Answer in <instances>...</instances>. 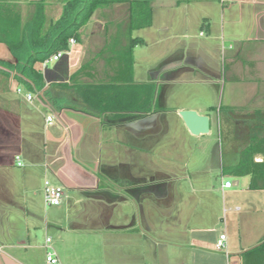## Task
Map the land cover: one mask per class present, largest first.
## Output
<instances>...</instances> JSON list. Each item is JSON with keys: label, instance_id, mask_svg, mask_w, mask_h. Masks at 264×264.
Here are the masks:
<instances>
[{"label": "crops", "instance_id": "0c3cea01", "mask_svg": "<svg viewBox=\"0 0 264 264\" xmlns=\"http://www.w3.org/2000/svg\"><path fill=\"white\" fill-rule=\"evenodd\" d=\"M0 1L15 4L20 10L21 23H24L31 15L34 3L40 0ZM43 1L45 17L56 19L61 12V0ZM147 1L151 6L150 25L131 32V37H140L144 41L143 45H135L132 49V81L149 82L156 89L151 110L147 113L119 118L112 115L109 119L70 109L55 113L47 105L41 104L34 95L31 94V101L22 95L29 104L36 102L52 114L50 122L46 121L49 115L45 116L43 126L52 125L53 130L45 129L42 134L36 130L32 115L19 118L18 99L13 92L17 93L16 88L20 86L0 74V149H12L14 154L12 159L9 154L6 164L1 159L0 168H8L7 165L12 168L23 167V164H16L15 156L18 155L30 167L41 168L44 176L52 183L65 188L61 203L47 206L44 201L34 200V190L27 195L29 185L21 190L0 183V201L5 199L12 216V219L0 220V227L6 225V229L0 228V264H48L45 258L34 259L28 256V251L32 249H43L45 256L46 252L53 251L59 264H76L78 257L82 258L81 264L84 259V264H145L147 260L145 261L143 240L147 234L142 227L137 229L132 209L126 208L128 201L131 208L134 205L138 209L140 205L143 217L141 220L150 228L152 221L149 213H145L147 208L153 204L161 215L169 218L180 203V192L184 187L178 180L175 169L171 167L172 162L180 158L173 152L177 146L184 152L182 140L177 137L165 139L166 135L162 134L168 132V122L163 115L172 108L168 110V104L165 107L155 104L160 83L209 82L206 77L194 80L185 76L186 73L191 74L190 72L197 70L209 77L212 74L216 76V72L211 71V65L224 58L230 65L231 79L237 83L245 81L248 85L246 94H243L247 98V115L243 116L238 107V110L234 109L236 105L232 103L233 111L240 113L235 120L237 132L234 136L237 141H234L237 145L242 141L240 129L244 127L242 121L246 117L249 128H257L260 121L264 123V0ZM128 15L127 2L95 10L85 25L79 42L69 43L66 52L53 61L52 65H49L50 62L45 66L37 65L42 70L45 83L68 82L72 73L87 66H90L87 74L96 80L113 76L107 59L126 43ZM154 26L156 33L166 36L151 39L156 46L152 54L157 58V67L149 68L148 78L136 80L135 50L147 49L151 41L143 35L133 36L132 33L136 30H150ZM195 26L199 28L198 36L203 37L201 40H193L194 37L190 34ZM178 33L186 40H175ZM88 40H100L102 44H97L92 49ZM0 45L5 46L2 43ZM139 52L142 53V50ZM0 60L14 62L7 50L0 56ZM1 86H7V89ZM239 95L238 91L232 94L233 97ZM239 103L237 106H241ZM173 108L175 117L181 121L177 124L181 125L182 134L183 131L190 133L178 112L192 108L180 105ZM4 113L10 115L6 121ZM209 113L205 111L202 115L209 117L211 127L212 117ZM240 115L243 117L240 118ZM105 127H108L109 133L103 139ZM4 129L7 135L3 136ZM210 131L211 128L208 133ZM252 135L264 137V133L260 132ZM254 157L256 161L261 158L260 155ZM157 161H162L166 166ZM210 172V169L195 168L188 174L190 179L192 176L195 188L205 195V199L209 191L206 178ZM23 173L28 174L29 180L31 171L23 170ZM7 175L12 177L11 174ZM2 177L0 174V181H3ZM242 178L246 180L248 189L264 191L249 188V176ZM200 205V212L196 217L202 226L201 221L208 217V207L206 204L205 207ZM232 210L238 212L240 208L235 206ZM211 211L213 215V208ZM141 220H138L139 224L142 223ZM200 225L190 228L188 232L178 230L172 233L167 241L171 248L164 254L165 261L162 264H203L201 259L206 255L205 247L199 238L191 235V230H202ZM81 228L92 235L87 236L88 233ZM42 232L45 234L44 240L38 242V234ZM262 236L264 237V233ZM47 237L50 238L48 243L45 241ZM84 240L98 242L99 250L89 249L91 243L83 248ZM149 241L150 250L158 253H155V260H158L160 252L153 248L159 246L158 241L151 238ZM256 243L245 244L240 241L238 247L230 244L232 252L224 254V257L232 264H241L240 253ZM150 257L153 258L154 255Z\"/></svg>", "mask_w": 264, "mask_h": 264}, {"label": "rangeland", "instance_id": "374dc122", "mask_svg": "<svg viewBox=\"0 0 264 264\" xmlns=\"http://www.w3.org/2000/svg\"><path fill=\"white\" fill-rule=\"evenodd\" d=\"M155 28L156 27L154 26L150 30H136L132 33L133 36L143 35L146 37V39H150L149 41H151L149 42V47L147 49L141 48L135 50L134 79L136 80L148 78L147 72L149 68L157 67V64H155L157 58L152 54L153 48L156 46L154 44L155 42L151 39L152 37L155 39L156 37L166 36L156 33ZM198 32L199 28L196 26L191 29L190 34L194 37L193 40H201L203 38L198 36ZM179 35H181V33L177 34L175 40H186L181 38L182 36ZM88 44L89 47L93 49V47L97 44H102V41L97 40L93 42L88 40ZM224 47L225 49L227 48V43L224 45ZM5 50L8 52V49H5V46L0 45V56L4 54ZM139 50H142V53H140ZM214 63L215 64L211 65V71L216 72V76L212 74L211 77H209L206 73H201L198 70L195 72H190L191 74L188 72V74L186 73L185 76L194 80H200V77H202V79L206 77L209 79V82H162L158 87L157 99L155 102L157 106L162 107V105L164 106L165 104H168V110H170L171 108L174 109L173 107L180 105L181 107L185 106L195 109V111L201 114L207 111L208 113L210 112L209 114L211 115L212 119L210 133L191 135L190 133H185V131H183L184 133L182 134L181 125L177 124L181 121H179L178 117H175L176 115L174 110L171 109V111H165L166 113L164 114L166 115H163V118H165V120L168 122V132L162 133L163 135H166L165 139L177 137L179 140H182L184 152L180 151L179 146H177L175 149L176 151L173 152L175 155L178 154L180 158L173 161L171 167L175 169L178 180L184 187L181 189L182 192H180V203L177 205L176 209L169 218H165L163 215H161L160 211L157 210L153 204L147 208L145 213L146 215L149 213L152 221V224L150 223L149 226L150 228H148L141 220L143 217L140 205L138 209L135 208L134 205L131 208V203L128 201L126 208L128 210L132 209L134 214L132 215L134 216V223L137 225V229L139 230V228L142 227L147 234V236H144L143 240L145 261L147 260L145 264H162V261H165L164 254H166V252H168V250L171 248L167 241H169V237L172 236L174 231L179 230L182 232L185 230L188 232L190 228L200 225L198 218L196 217V214L200 212V204H202V207H205V204L208 207V217L205 221H201V223H203L202 226L200 225L202 230L195 232L191 230V235L195 238H199L202 245L205 247L206 255L204 256V259H201L203 264H232L227 261L226 257H224L226 256L224 254L229 253L230 251L232 252L230 244L237 246L240 241L244 242L245 244L256 243L263 237L264 191H253L248 189L246 180L244 178L235 177L229 172V165H232V163L235 162L238 157V145L235 142L237 140L234 136V134L237 132L235 128V120L238 118L237 116L240 113L244 114L243 116L247 115V98L243 94H246L248 85L245 81L237 83V81L234 82L231 79L229 69L230 65L226 59L224 60L223 58V60H218ZM52 64L53 61L49 63V65ZM1 87L3 89H7V86ZM237 91L240 92V95L233 97V92L236 93ZM170 92H172L171 95ZM13 94L18 99L17 111L20 119H24L32 115L33 121L36 122V130L38 132L43 134L45 129H47V131L53 130L52 125L45 127L43 126L44 118L47 114L51 116V118L53 117L52 114H49L50 111L47 108L40 107L36 104V102H33L32 104L26 102L22 97V95H24L23 91L21 93L13 92ZM238 102H240L239 104H241V106H237ZM232 103L236 105L234 106V109L238 110L237 107L239 108V111H241L240 113L233 111ZM240 116V118L243 117L242 115ZM7 117H10V115H6L4 113L5 121L8 120ZM53 124H55V122H53ZM240 131L242 132L241 129ZM3 133V136L7 135L5 129L3 130ZM108 133V127H105L103 139L107 138ZM241 135L243 137L242 139L246 138L247 136V134L242 133ZM0 150V160L2 159L5 164L8 162L9 154H11V159L13 158L14 154L11 152L12 149L8 151L7 149L2 148ZM20 159L23 164V167L21 168H12L10 165L6 166L8 168L1 166L0 174L3 176V181H0V183L6 186L12 185L16 188H21V190L28 187L29 185L30 188L26 190L27 195L31 194V192L34 190V200H37V202L38 200L43 202V181L48 179V177L44 176L43 170L41 168L30 167L27 162H25L22 158ZM157 163L166 166V164H164L162 161H157ZM220 167L222 168L220 169ZM195 168H198L199 170H211L210 174L206 178V185L209 189L208 193L206 194V199L204 198L205 195L200 193L195 188V183H193L194 180H192V176L190 179L188 175L189 172H192V170ZM23 170H29V172L31 171L29 180L27 179L28 174H24ZM6 171L9 173H6ZM7 174H11L12 177H9ZM6 175L8 177H6ZM225 181L231 183L230 188L223 187L222 183ZM62 187L64 192L65 188L64 186ZM1 201L0 220L6 221V219H12V216L10 215V209H8L7 205L5 204V199ZM144 206L147 207V205ZM235 206H238L240 211L237 212L232 210ZM212 208L214 212L213 215H211ZM228 208H231V210ZM223 209H226L227 211L224 212ZM138 220H141L142 223L139 224ZM0 228L6 229V225H2ZM86 228L88 227L86 226ZM81 230L84 232L85 228H81ZM86 233H88L86 234L87 236L92 235V233L90 234L89 231ZM219 234H224L227 239L224 240V246L217 250L215 248V243ZM44 236L45 234L43 232L42 234H38V242L43 241ZM150 238L158 241L159 246L153 247L154 250L160 252V255H157L158 260H155L156 252L150 250ZM90 243L91 245L89 246V249H93L95 251L99 250L100 244L98 242L94 243V241L90 242L84 240L83 248H86ZM84 245L86 247H84ZM28 252L29 253L27 255L33 257L34 259L45 258V251L43 249H32V251L29 250ZM150 255H154V257L151 258ZM76 261V264H81L82 258L78 257L76 258ZM85 262L86 260L84 259L83 264Z\"/></svg>", "mask_w": 264, "mask_h": 264}, {"label": "trees", "instance_id": "16d2710c", "mask_svg": "<svg viewBox=\"0 0 264 264\" xmlns=\"http://www.w3.org/2000/svg\"><path fill=\"white\" fill-rule=\"evenodd\" d=\"M121 2L128 3L129 18L126 43L107 59L113 76L96 80L87 74L90 71V66H87L72 73L68 82L46 84L42 70L37 65L58 51H66L69 39L79 42L95 10ZM61 3L60 15L56 19H47L44 1L35 2L31 15L21 23L20 10L15 4L0 1V43L7 47L14 59V62L0 60V74L13 80L55 113L70 109L109 119L112 115L119 118L149 112L156 92L155 86L149 82L136 83L131 78L132 49L135 45L144 44L142 38L131 37V32L150 25L149 2L61 0ZM246 118L242 121L244 127L241 130L247 136L238 145V157L229 165V172L235 177L249 176L248 186L251 189H264V137L252 135L259 132L263 134L264 123L260 121L257 128H249ZM255 155H260V160L256 161ZM240 257L241 264H263L264 237L241 252Z\"/></svg>", "mask_w": 264, "mask_h": 264}, {"label": "built area", "instance_id": "2783aa9c", "mask_svg": "<svg viewBox=\"0 0 264 264\" xmlns=\"http://www.w3.org/2000/svg\"><path fill=\"white\" fill-rule=\"evenodd\" d=\"M73 39H69V43H73ZM66 51H58L54 54H52L49 58H47L42 65L45 66L48 62L51 61H56L58 60ZM24 90L21 87H17L16 88V92L17 93H21ZM25 99L28 101H31L33 96L31 95V93L25 91ZM51 116H47L46 117V121L50 122L51 121ZM15 161L16 164L18 166L22 165L20 156L16 155L15 156ZM224 187H230L231 183L226 181L223 183ZM62 195H63V191H62V187L58 184H54L52 183L50 180L45 179L43 181V201L45 203V205L47 206H57L61 203L62 200ZM224 240H225V235L224 234H219L218 239L216 240L215 243V248L218 250L220 248H222L224 246ZM46 243L50 242V238H46L45 239ZM45 260L48 264H59V261L57 259V257L55 256V253L53 251H48L46 252V256H45Z\"/></svg>", "mask_w": 264, "mask_h": 264}, {"label": "water", "instance_id": "95a60500", "mask_svg": "<svg viewBox=\"0 0 264 264\" xmlns=\"http://www.w3.org/2000/svg\"><path fill=\"white\" fill-rule=\"evenodd\" d=\"M178 114L192 135L206 134L209 132L210 119L207 115L198 114L192 109L180 110Z\"/></svg>", "mask_w": 264, "mask_h": 264}]
</instances>
